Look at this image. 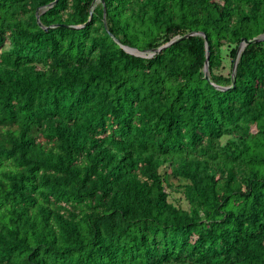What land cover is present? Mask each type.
<instances>
[{"label": "trees", "instance_id": "obj_1", "mask_svg": "<svg viewBox=\"0 0 264 264\" xmlns=\"http://www.w3.org/2000/svg\"><path fill=\"white\" fill-rule=\"evenodd\" d=\"M52 1L0 0V264H264V0Z\"/></svg>", "mask_w": 264, "mask_h": 264}, {"label": "water", "instance_id": "obj_2", "mask_svg": "<svg viewBox=\"0 0 264 264\" xmlns=\"http://www.w3.org/2000/svg\"><path fill=\"white\" fill-rule=\"evenodd\" d=\"M55 1H56V0H53L50 4H52V3L55 2ZM190 34H193V32H188V33L184 34V35L181 36V37H186V36H188V35H190ZM179 38H180V36H178L176 39H179ZM204 38H205V40H206V36H205ZM260 38H261V36H256V37H253V38H251V39L243 38L242 41H241V43H240V45H239V47H238L237 52H239V51L241 50L242 46H244V44H246L247 42L255 41V40H258V39H260ZM171 41H174V40H171ZM168 43H169V42H167L166 44H168ZM166 44H164V45H166ZM164 45L158 47L157 49H160V48L163 47ZM127 50L130 51L129 49H127ZM154 50H155V49H154ZM131 52H132V51H131ZM236 62H237V55H236V57H235V59H234V64H233L232 83L234 82V69H235ZM205 76H208L207 60H205ZM223 88H225V87H223Z\"/></svg>", "mask_w": 264, "mask_h": 264}, {"label": "rangeland", "instance_id": "obj_3", "mask_svg": "<svg viewBox=\"0 0 264 264\" xmlns=\"http://www.w3.org/2000/svg\"><path fill=\"white\" fill-rule=\"evenodd\" d=\"M127 49H129L130 51H134L135 53L140 54V55H150L151 54V52H149V51H138V50L133 49V48H127ZM226 59L228 60V58H226ZM226 62L228 63V61H226ZM227 68H228V66H226L224 71H227ZM170 181H172L174 184H176L178 182V180H176V178H174V177L170 178ZM178 195H179L178 192L172 191V196H178Z\"/></svg>", "mask_w": 264, "mask_h": 264}]
</instances>
